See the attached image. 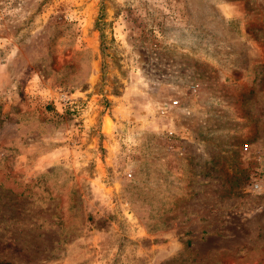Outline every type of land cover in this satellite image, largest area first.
Masks as SVG:
<instances>
[{
	"label": "rangeland",
	"instance_id": "374dc122",
	"mask_svg": "<svg viewBox=\"0 0 264 264\" xmlns=\"http://www.w3.org/2000/svg\"><path fill=\"white\" fill-rule=\"evenodd\" d=\"M1 260L264 264V0H0Z\"/></svg>",
	"mask_w": 264,
	"mask_h": 264
},
{
	"label": "trees",
	"instance_id": "16d2710c",
	"mask_svg": "<svg viewBox=\"0 0 264 264\" xmlns=\"http://www.w3.org/2000/svg\"><path fill=\"white\" fill-rule=\"evenodd\" d=\"M0 264H11V263L8 262V261H5V260H1V261H0Z\"/></svg>",
	"mask_w": 264,
	"mask_h": 264
},
{
	"label": "crops",
	"instance_id": "0c3cea01",
	"mask_svg": "<svg viewBox=\"0 0 264 264\" xmlns=\"http://www.w3.org/2000/svg\"><path fill=\"white\" fill-rule=\"evenodd\" d=\"M7 106V104H5Z\"/></svg>",
	"mask_w": 264,
	"mask_h": 264
}]
</instances>
